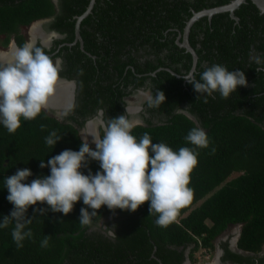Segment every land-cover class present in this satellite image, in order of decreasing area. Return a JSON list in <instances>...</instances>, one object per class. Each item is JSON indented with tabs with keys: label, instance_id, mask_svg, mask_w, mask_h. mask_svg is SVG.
<instances>
[{
	"label": "trees",
	"instance_id": "16d2710c",
	"mask_svg": "<svg viewBox=\"0 0 264 264\" xmlns=\"http://www.w3.org/2000/svg\"><path fill=\"white\" fill-rule=\"evenodd\" d=\"M229 1L95 0L80 23L83 49L77 43L67 48L65 57V73L76 77L79 87L73 114L60 119L43 109L32 120L22 119L14 133L0 125L3 216L13 208L6 199L4 177L25 167L33 173L26 182L49 174L48 167L39 166L40 159L47 160L64 149L78 150L82 142L79 127L87 117L99 108L105 110V121L124 114L127 86L143 87L150 80L152 96L159 89L166 100L159 104L148 100L144 123L132 134L139 138L148 132L153 143L163 141L173 150L188 146L198 153V163L190 174V202L179 210L175 220L157 226V214L149 213L145 201L135 211L113 212L101 206L92 224L86 226L78 221L80 208L87 207L82 201H77L66 215L37 202L26 212V218H31L26 229L32 230V237L25 238L23 247L18 248L12 238L14 221L0 229V264H181L186 247H191L190 258L198 247L212 248V239L235 222L243 224L237 246L260 249L264 244V14L246 0L234 11L238 20L227 11L215 13L210 19L201 16L188 33L197 54L193 71L196 79L206 66L221 63L230 70L242 69L247 86H238L228 98L215 92L205 102L204 94L196 99L192 85L181 77L192 65V54L177 42L186 21L193 11ZM88 2L58 0L59 12L50 26L66 31V40H72L76 16ZM55 11L52 0H0V34L5 35L2 44L14 34L22 45L19 27L51 17ZM74 113L80 114L81 120ZM193 126L206 129L208 147L185 140ZM53 130L61 139L50 146L44 137ZM89 167L95 173L99 162L92 160ZM235 172L238 174L229 178ZM102 218L106 226L115 225V238L106 233V227L99 226ZM45 235H51L49 244L41 247ZM232 256L237 263L253 262ZM263 261L264 256L258 264Z\"/></svg>",
	"mask_w": 264,
	"mask_h": 264
},
{
	"label": "clouds",
	"instance_id": "9594fccd",
	"mask_svg": "<svg viewBox=\"0 0 264 264\" xmlns=\"http://www.w3.org/2000/svg\"><path fill=\"white\" fill-rule=\"evenodd\" d=\"M10 48V53L0 52V125L14 133L22 119L32 120L47 108L61 80L63 61L61 57L54 60L34 40H27L22 45L13 43ZM79 72L82 74L83 69ZM181 77L192 85L196 99L204 94L205 102L215 92L228 98L238 86L248 84L242 69L230 70L221 63L206 66L199 79L191 71ZM165 100V93L159 89L154 96H149L150 104ZM104 111L98 109L101 116ZM125 113L106 121L101 119L99 127L103 135L95 128L87 133L92 137L94 148L84 135L78 150L64 149L47 160L40 159L39 166L48 167L49 174L26 182L33 173L25 167L4 177L6 199L13 208L10 214L0 216V229L15 222L11 234L18 248L23 247L25 238L32 237V230L26 229L31 223L26 212L37 202L46 203L51 211L66 215L77 201H82L87 207L80 208L78 221L86 226L92 224L101 206H107L113 212L116 209L135 211L145 201L149 213L157 214L156 225L167 226L190 202V174L198 163V153L188 146L173 150L163 141L153 143L148 132L137 138L132 130L141 126L142 121L130 119ZM44 139L47 145L55 146L61 136L53 130ZM185 140L200 148L208 147L210 142L206 129L199 126H193ZM92 160L99 162L95 173L89 167ZM102 223L108 229V235L115 238V225L106 226L103 218ZM50 236H44L41 247L48 246Z\"/></svg>",
	"mask_w": 264,
	"mask_h": 264
},
{
	"label": "flooded vegetation",
	"instance_id": "af4514ba",
	"mask_svg": "<svg viewBox=\"0 0 264 264\" xmlns=\"http://www.w3.org/2000/svg\"><path fill=\"white\" fill-rule=\"evenodd\" d=\"M53 3L55 4V10H56L54 15H52L51 17H47V18L35 19L28 24L21 25L19 27V32L23 36V39H24L23 43H24L27 40H32L31 30H33V32L35 33L33 34L34 36L33 40L37 43V45L43 47L44 50L54 60L56 57L62 58L63 64H62V70L60 72L61 80L56 87L55 93L49 99L47 108L44 109L49 114L62 119L64 116H67L70 113L73 114V109L76 104L78 88H79L77 78L68 77L67 74L65 73V70L68 69V65H67L66 58H65L67 54V48L71 49L77 43H79V48L83 49V43L81 44L80 41L75 38V35L72 40L67 41L66 31H62V29H57V28L50 26L53 23L54 16L59 12L58 0L56 3L53 1ZM25 31L27 33L26 36H24ZM53 33H55L54 36H53ZM182 33L180 34L181 38H182ZM4 37H5L4 34H0V52L10 51L11 49L10 46L13 43H15L16 45H19L15 39L14 34H11L8 43L3 45L2 41ZM26 37L28 38L27 40H26ZM65 46L66 48H64ZM127 48L129 49L130 45H128ZM150 83H151L150 80H146L145 85L143 87H132L130 84L127 86L128 93L123 97L124 112H126V109H127V112L125 113V115H127L130 119L134 116L135 118H132V119H139L142 121V123H144V119H145L144 115L146 114L145 103L149 100V96L152 95V88L150 87ZM63 87H65L66 92H67V97L64 100L65 103H62L63 105H53V103L56 104L59 101L56 94L60 88H61L60 90H63L64 89ZM136 94H138L141 98L143 96L144 99L142 103H140V105L137 106L138 108L133 109V107H130V104L127 98L133 97ZM134 110L136 111L132 112ZM74 114H75V117L81 120L82 117L80 114L79 115H77L76 113ZM101 119L104 120V113H103V116H101L98 113V109H96L95 112L91 116L87 117L83 125L79 127L80 138L83 140L82 135H81L83 131L87 134L86 131H87V127L89 123H97L98 126L95 129L99 130L100 132L99 121ZM90 143H93V142H90ZM242 225H243L242 222H235V223L228 224V226L221 233H219L217 236H215L212 239V243H213L212 248H209V247L201 248L206 253L202 255V257L205 258L204 264H242V263H237L236 262L237 260L232 258L233 257L232 255H238L244 258H250L253 260L252 264H258V260L264 256V244H262V246L260 247L258 251L240 249L237 246V240L239 238ZM99 226H102V228H105L102 222L100 223ZM190 248L191 247L188 246L184 249L185 260H183L181 264H192V262H194L196 258V254H195L196 251L193 252L192 258H190L189 257ZM210 255H212L211 259H210Z\"/></svg>",
	"mask_w": 264,
	"mask_h": 264
},
{
	"label": "water",
	"instance_id": "95a60500",
	"mask_svg": "<svg viewBox=\"0 0 264 264\" xmlns=\"http://www.w3.org/2000/svg\"><path fill=\"white\" fill-rule=\"evenodd\" d=\"M53 1L55 3L57 2V0H53ZM250 1L257 7L260 13L264 14V0H250ZM244 2H246V0H230L229 2L221 5H216L208 8H203L198 11H193L192 15L188 18V20L185 23L181 40L180 41L177 40L180 46H183L187 51H189L192 54V65L189 71L193 73L197 62V54L193 49V47L190 45L188 40V33L192 23L201 16H207L208 19H210L213 14L219 12H225V11L229 13L231 18L238 20V17L234 14V11ZM94 3L95 0H89L86 9L81 14L76 16V20L74 24V35L75 38L78 39L81 44L83 42H82V37L80 35V23L82 19L91 12ZM261 264H264V262Z\"/></svg>",
	"mask_w": 264,
	"mask_h": 264
},
{
	"label": "rangeland",
	"instance_id": "374dc122",
	"mask_svg": "<svg viewBox=\"0 0 264 264\" xmlns=\"http://www.w3.org/2000/svg\"><path fill=\"white\" fill-rule=\"evenodd\" d=\"M26 31L24 32L25 35L23 34L24 36L27 35ZM27 39L28 38L26 37V40ZM127 99H128L129 104H130V107H133V109H136V108H138L137 106L140 105V103H142V101H143L144 98H143V96L141 98L138 94H136L135 96L130 97V98H127ZM135 111L136 110H134L132 112H135ZM132 118H135V117L133 116ZM93 125H94L95 128H97V126H98L97 123H93ZM83 135H86V133L84 131L82 132V138H83ZM90 141H92V137H91V139L88 140V142H89L90 146H94V144L93 143H90ZM237 174H238L237 172L232 173L229 178H231V177H233V176H235ZM199 202H197L195 205H197ZM194 251H196V253H195L196 254V258H195L194 262H192V264H204V259L205 258H203L202 255H204L206 253L201 248H199V247L196 250H194ZM210 254H212V253H210ZM211 257H212V255H210V259H211Z\"/></svg>",
	"mask_w": 264,
	"mask_h": 264
},
{
	"label": "bare ground",
	"instance_id": "6f19581e",
	"mask_svg": "<svg viewBox=\"0 0 264 264\" xmlns=\"http://www.w3.org/2000/svg\"><path fill=\"white\" fill-rule=\"evenodd\" d=\"M33 34H35L34 32H33V30H31V39L33 40L34 39V36H33ZM45 38V37H44ZM10 51H11V49H10ZM10 51H8L7 53H10ZM6 52V51H5ZM69 86V85H68ZM62 88V87H61ZM60 88V89H61ZM64 89L63 90H60L59 89V91H57V97H58V99H59V101L56 103V104H54L53 103V105H63L62 103H65L64 102V100L66 99V97H67V92H66V89H65V87H63ZM67 101V100H66ZM68 104V103H67ZM65 106V105H64ZM66 107V106H65ZM95 127H94V125H93V123H89L88 124V127H87V133H90L93 129H94ZM87 135V138H88V140L89 139H91V135H88V134H86ZM83 138H84V135H83ZM90 142H92V141H90Z\"/></svg>",
	"mask_w": 264,
	"mask_h": 264
}]
</instances>
